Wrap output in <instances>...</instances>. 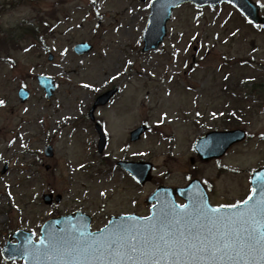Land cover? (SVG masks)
Here are the masks:
<instances>
[{
  "label": "rangeland",
  "instance_id": "rangeland-1",
  "mask_svg": "<svg viewBox=\"0 0 264 264\" xmlns=\"http://www.w3.org/2000/svg\"><path fill=\"white\" fill-rule=\"evenodd\" d=\"M252 1L264 15V0ZM149 2L0 0V171L7 166L0 179V250L16 229L37 240L43 222L64 213L89 215L92 230L114 213L144 214V199L156 184L180 185L192 172L213 205L236 204L248 195L249 169L264 164V113L251 116L245 127L250 138L217 165L192 167L189 158L196 159L198 137L226 128L228 110L252 112L264 105L252 95L243 101L242 87L233 96L226 93L227 78L235 91L239 75L264 72V31L249 28L227 5H183L173 12L163 44L140 53ZM81 42L92 50L77 56L72 48ZM39 74L56 81L50 100L36 82ZM112 86L119 93L102 113L110 136L105 165L84 116ZM19 88L29 92L24 103ZM142 123L149 131L130 143L129 131ZM48 144L52 158L43 155ZM125 158L151 163L154 182L133 187L115 166ZM44 194L61 201L45 205ZM0 264L22 263L0 255Z\"/></svg>",
  "mask_w": 264,
  "mask_h": 264
},
{
  "label": "snow or ice",
  "instance_id": "snow-or-ice-1",
  "mask_svg": "<svg viewBox=\"0 0 264 264\" xmlns=\"http://www.w3.org/2000/svg\"><path fill=\"white\" fill-rule=\"evenodd\" d=\"M260 191L261 200L251 203L254 196L250 195L238 202L244 207L232 213L223 209H236V204L212 208L201 198L191 205L173 206L170 213L162 214L159 219L140 218L135 224L105 229L104 234L96 236L88 233L57 238L50 234L40 244L45 246V255L75 254L84 261L114 254L131 260L130 254L139 253L149 260L157 254L172 256L181 264L184 257L194 261L200 256L210 255L215 259L218 254L223 258L235 253L254 262L257 258L264 259V183Z\"/></svg>",
  "mask_w": 264,
  "mask_h": 264
},
{
  "label": "water",
  "instance_id": "water-1",
  "mask_svg": "<svg viewBox=\"0 0 264 264\" xmlns=\"http://www.w3.org/2000/svg\"><path fill=\"white\" fill-rule=\"evenodd\" d=\"M191 3L196 7L209 6L214 7L221 3H229L237 9V11L251 24L253 25H264V18L259 16V8L251 0H152L149 4L150 13L147 19V25L142 33L143 48L141 52H146L149 50H155L163 41L166 32V23L169 20L172 10L178 7L183 3ZM91 47L85 43L78 44L74 47V52L77 55H81L89 52ZM51 59V56H49ZM39 85L44 89L46 98H50L52 92L55 89V84L51 78L48 77H37ZM114 93V90L109 91L101 96H99L93 108L98 105L105 104L110 96ZM18 98L23 103L28 97V92L19 89ZM145 127L142 126L137 130L131 133V141H135L139 138L140 134L143 133ZM243 139V132L233 131V132H211L203 136L198 140L195 146L201 160L207 161L211 158L220 157L226 149L232 144L241 141ZM103 148V140H100L99 151L101 152ZM45 155L51 156V148L48 146L46 148ZM126 169L133 178L140 184H144L145 181L149 180V173L151 166L145 163L131 164L124 163L120 164ZM126 166V167H125ZM6 171V166L3 168L1 173L3 174ZM264 169L258 170L253 177L255 180L257 177L264 174ZM264 176V175H263ZM264 183V182H263ZM181 190L175 191V194L181 196ZM156 193H161V190H157ZM167 194L171 195L170 190L167 191ZM257 196L258 194H254ZM59 201V197L56 199ZM167 200H160L159 204L162 206H156L155 209L151 212L150 217L156 216L158 219L162 214L170 213L173 205L172 200L167 203H162ZM43 202L49 204L51 202L50 195L43 196ZM203 203L209 206L206 198H204ZM254 203V202H251ZM191 205V204H189ZM210 207V206H209ZM244 206H237L236 209L227 208L223 209L227 213H232L239 209H242ZM178 208V207H177ZM171 217H169L170 219ZM140 218H121L116 219L111 222L105 229L115 230L119 225L135 224ZM90 220L89 218L75 213L72 215H66L64 217H59L57 219H50L46 221L40 229V238L37 242H33V235L31 233H26L24 231H19L9 237L6 245L4 246L1 255L4 260H22L23 264H177L175 257L164 256L162 254H157L152 257L150 260L141 256L139 253L130 254L132 259L129 260L127 257L121 258L115 254L107 258H97L89 259L84 261L82 257H76L75 254L68 255L66 253L58 254L51 253L50 256L44 254L45 246L40 244L41 239L49 238L50 234L55 235L57 238L64 236L68 237L69 234L80 235L88 234L90 232L89 228ZM255 227V226H253ZM100 232L91 233L93 236L97 234H104V230ZM11 240H16L15 244H10ZM41 251H37V250ZM218 254L217 258L213 259L209 256H200L196 260H188L187 257H184L181 264H264V259L257 258L255 261H251L249 258L241 259L237 257L235 253L231 257L223 256Z\"/></svg>",
  "mask_w": 264,
  "mask_h": 264
},
{
  "label": "flooded vegetation",
  "instance_id": "flooded-vegetation-1",
  "mask_svg": "<svg viewBox=\"0 0 264 264\" xmlns=\"http://www.w3.org/2000/svg\"><path fill=\"white\" fill-rule=\"evenodd\" d=\"M262 28H264V27H262ZM241 77H242V79H241L240 84L237 85V83H235V86H236L235 91H234V85L232 84V82H234L233 79H228V81H227V87H226L227 88V90H226L227 95L228 96L229 95L233 96L235 94V92H236V89L238 87H242V89H243L242 92L243 93H244V90L247 91V93L245 92L243 94L244 95V97H242V100L244 99L243 101L247 100L248 95H252V97H254L255 99H257L256 101L258 103L259 102L264 103V73H262V74H249L248 76L246 74H243ZM237 92H239L241 94V91H237ZM116 98H117V95H114V96H112L110 98V100L106 104H104L103 106L97 107L94 110L93 121L88 116L91 106L86 108V115L84 116V121H87L88 122L89 127L94 132H96L94 126H95V123H97V124H99V126L102 128L104 134L106 135V137H105L106 138V140H105L106 146L103 147V151L99 155L100 161L103 162V163H105V165H107L109 163V160L107 159L109 155L108 154L106 155L105 152H106L107 146L109 144L110 136L107 134V127H108V125H107V119L102 116V113L104 114V110H106L107 108H109L110 105H112V103L115 101ZM244 104H245V102H244ZM248 108H250V107H248ZM95 112L96 113L99 112L98 116L95 115ZM260 112L264 113V105H260V106L254 107V111H252V112H248L247 110H244L243 111L242 109H239L238 112H236L235 109H232L231 108L230 110H228L225 113V117L223 118L222 121H226V123H225L226 124L225 125L226 128L223 129V130L242 129V130L245 131L246 137H245L244 141H242L241 143H237V144L231 146L226 151V153L224 154L223 157L227 156L234 149V147L236 145L242 144V143H244L245 141H247L250 138V134H248V131L245 129V127H247V125H248L246 123H250L251 122V116L252 115H254V114L256 115L257 113H260ZM239 120L240 121L242 120L243 128L237 127L235 125V124H238L239 123L238 122ZM131 131H129L128 136H129V134H130ZM194 156H195V154H194ZM222 158H220L218 160H212V162L215 165H217V163L220 162V160ZM129 160H131V159L125 158V159H122L121 161H129ZM195 161H198V162L196 163ZM116 162L117 161H115V163ZM199 163H202V162H200L197 157H196V159L193 158V157H190L189 158V164L192 167H195L196 165H199ZM262 167H264V164H261V165H258L256 167H254V168L249 169L248 176H247V180H246V183L248 185V192L249 193H248V195L246 196V198L244 200H246L248 198V196H250L251 193H252V186H251V181H250L251 175L253 174V172L255 170H257L259 168H262ZM126 176L130 180L131 185H133V187H136L137 186V183L135 181H133L131 178H129V176L127 174H126ZM195 178L196 177L193 175V172H192V174L191 173L185 174V180H184V182L182 184H180V185H172L170 187H183L189 181H191L192 179H195ZM153 182H154V180L152 179L149 184H151ZM159 185L169 186V185H165V184H156L155 185V188L157 186H159ZM204 187H205V185H204ZM205 189H206V187H205ZM153 190H152V192H153ZM177 202H178L179 205L184 204V202L182 200H180V199H177ZM131 203H133V205H135L136 202L131 201ZM145 211L146 212L144 214L138 213L136 210L126 211V212H119V213H116V214L114 213V214L108 215L106 217V222L108 221L109 217H111V216L129 215V214H138L140 216H146L147 213H148V211H149V206H146L145 205Z\"/></svg>",
  "mask_w": 264,
  "mask_h": 264
}]
</instances>
